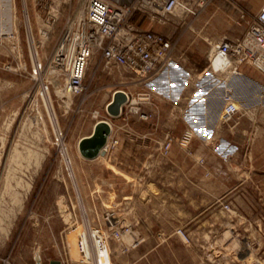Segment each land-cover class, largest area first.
<instances>
[{"label":"rangeland","instance_id":"rangeland-1","mask_svg":"<svg viewBox=\"0 0 264 264\" xmlns=\"http://www.w3.org/2000/svg\"><path fill=\"white\" fill-rule=\"evenodd\" d=\"M76 5L0 0V264H37L38 250L41 264H264V72L223 75L209 62L264 0H213L196 19L145 25L175 50L151 88L97 51L86 92L72 96L55 57ZM118 90L129 102L113 118ZM228 95L237 111L227 122ZM100 121L112 128L106 154L85 159L79 143Z\"/></svg>","mask_w":264,"mask_h":264},{"label":"built area","instance_id":"built-area-1","mask_svg":"<svg viewBox=\"0 0 264 264\" xmlns=\"http://www.w3.org/2000/svg\"><path fill=\"white\" fill-rule=\"evenodd\" d=\"M76 11L68 20L75 24L64 39L55 57V64L65 69L68 81L65 91L72 96L86 92L85 77L90 58L100 52L107 67H118L147 83L166 70L174 61L172 40L165 34L145 25H166L171 18L183 16L196 19L213 0H75ZM229 1V0H225ZM72 5V0H64ZM223 66L216 67V60ZM213 72L240 76V68L253 65L264 72V5L237 39L223 38L212 46L209 54ZM129 102V101H128ZM237 109L232 96H227L224 120L230 121ZM94 245L102 251L103 240L92 231ZM88 261L91 255L86 238L79 244Z\"/></svg>","mask_w":264,"mask_h":264},{"label":"water","instance_id":"water-1","mask_svg":"<svg viewBox=\"0 0 264 264\" xmlns=\"http://www.w3.org/2000/svg\"><path fill=\"white\" fill-rule=\"evenodd\" d=\"M129 96L121 90L114 93L112 101L107 107L109 115L113 118L122 115L123 107L128 103ZM112 128L106 121H100L95 126L94 132L91 136L83 138L79 143V151L81 155L88 160H94L106 154L105 147L108 144ZM37 264H41L40 250L36 252L35 256ZM51 264H61L60 261H52Z\"/></svg>","mask_w":264,"mask_h":264},{"label":"crops","instance_id":"crops-1","mask_svg":"<svg viewBox=\"0 0 264 264\" xmlns=\"http://www.w3.org/2000/svg\"><path fill=\"white\" fill-rule=\"evenodd\" d=\"M166 75H169V74H165V75H163V76H161L159 79H164L165 78V81H166V84H167V87H166V91L169 93L170 92V90H171V88L173 87V77H172V75L170 74V76L168 77V76H166ZM157 77V76H156ZM156 77L155 78H153L152 80H150V81H148L146 84H148L149 85V87L151 88V86H153L154 84H155V79H156ZM164 77V78H163ZM158 79V78H157ZM182 84H183V87L182 88H184V87H186V82H184L183 80H182ZM200 97H197V98H192L191 99V102H190V108H193L194 107V105L195 104H197L198 103V101H200ZM205 118H203V120H204ZM187 120H188V122L190 123V126H192V128H194L195 126H194V118H192L191 117V115H187ZM203 132L205 133V132H208V128H206L205 127V121L203 122ZM149 135V134H148ZM150 136V135H149ZM89 137V136H88ZM86 138V137H85ZM136 147H141V146H136ZM143 147L144 148H147V145H143ZM229 152V154H230V156H232L231 154L233 153V152H235V154L237 153V150H235V151H228ZM235 154H234V156H235ZM232 158V157H231ZM230 158V159H231Z\"/></svg>","mask_w":264,"mask_h":264},{"label":"bare ground","instance_id":"bare-ground-1","mask_svg":"<svg viewBox=\"0 0 264 264\" xmlns=\"http://www.w3.org/2000/svg\"><path fill=\"white\" fill-rule=\"evenodd\" d=\"M90 60H91V58H90ZM90 60H89V63H90ZM215 64H216V67H222L223 66V64H224V62L222 61V60H219V59H217L216 60V62H215ZM89 65V64H88ZM261 67H263V69H264V63L263 64H261L260 65ZM232 77V76H231ZM134 104H138V101H134ZM110 125V124H109ZM111 126V125H110ZM107 147H108V144H107V146L105 147V149H106V151H107ZM101 257V255H100V252L98 251L97 253H96V259H97V261H98V259ZM106 257V256H105ZM96 260L94 259V262H95ZM100 264H104V260L100 263Z\"/></svg>","mask_w":264,"mask_h":264}]
</instances>
